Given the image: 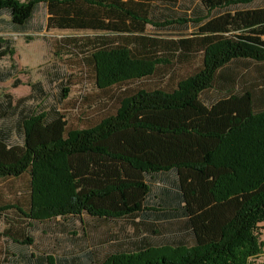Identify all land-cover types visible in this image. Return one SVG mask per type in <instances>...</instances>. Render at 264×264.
I'll return each instance as SVG.
<instances>
[{
	"label": "trees",
	"instance_id": "obj_1",
	"mask_svg": "<svg viewBox=\"0 0 264 264\" xmlns=\"http://www.w3.org/2000/svg\"><path fill=\"white\" fill-rule=\"evenodd\" d=\"M199 1L208 17L197 9V37L178 46L184 57L198 52L201 58L172 91L125 96L115 114L78 131L68 130L60 112L24 114L23 99L14 103L12 95L0 92V181L29 176L25 209L17 208L25 218L132 217L180 225L169 244L140 245L99 264H264V241L257 232L264 222V109L256 108L264 103V89L257 92L255 84L239 89L238 74L230 69L247 61L264 71V8L236 9L257 0ZM179 2L0 0V13L24 28L44 6L48 30L95 33L87 63L98 89L106 90L157 72L148 54L161 42L146 30L187 22L175 19L170 9ZM15 53L13 43L0 37V63L9 59L15 70ZM1 74L0 69V80L8 75ZM214 87L225 94L207 104L202 95ZM68 93L63 89V99ZM160 175L172 180L157 195L148 179ZM90 258L88 251L28 264Z\"/></svg>",
	"mask_w": 264,
	"mask_h": 264
},
{
	"label": "rangeland",
	"instance_id": "obj_2",
	"mask_svg": "<svg viewBox=\"0 0 264 264\" xmlns=\"http://www.w3.org/2000/svg\"><path fill=\"white\" fill-rule=\"evenodd\" d=\"M199 4V0H180L170 8L174 18L186 19L185 23H174L163 28L147 27L146 35L161 42L156 53L148 54L157 63V72L153 76L106 90L98 89L92 69L87 63L88 43L95 39V33L48 30V15L44 6L38 8L24 28L15 27L11 24L10 16L2 12L0 37L13 43L16 53L12 60L17 68H11L12 62L9 59L0 63L1 75L8 73L6 78L0 80V92L12 95L14 103L23 99L20 112L24 114L51 113L56 110L65 115L68 130L91 128L115 114L125 96L140 90L172 91L178 81L191 74L199 63L200 54L195 52L191 58H186L178 43L197 37L199 26L194 20ZM255 8H264V0L240 5L236 9ZM199 10L202 12L200 17H208L204 9ZM220 12L218 10L212 14ZM260 68L247 61L230 66L238 74L239 89L255 84L257 92L264 89V71ZM63 89L69 91L65 99L62 97ZM224 94L223 90L214 87L203 93L202 100L210 104ZM256 108L264 109V103L259 102ZM148 180L153 184L154 193L159 195L160 189L169 184L172 176L160 175ZM29 186L27 174L21 178L0 181V207H12L0 212V262L3 264H28L41 257H51L59 262L64 257L88 251L91 252L90 261L84 259L83 262L71 264H99L113 253L136 251L140 245L145 244L159 247L178 237L177 228L180 225L163 219L156 223L140 222L132 217L109 221L95 220L88 216L47 222L28 220L17 208L25 209ZM257 232L264 241V222L258 224ZM28 237L33 241L31 245L17 243Z\"/></svg>",
	"mask_w": 264,
	"mask_h": 264
}]
</instances>
